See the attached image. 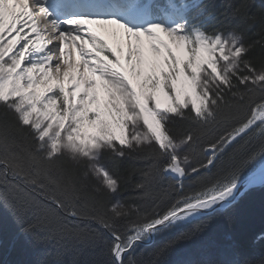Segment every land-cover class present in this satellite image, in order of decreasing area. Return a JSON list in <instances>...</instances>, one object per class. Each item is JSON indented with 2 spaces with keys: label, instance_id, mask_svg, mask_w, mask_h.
<instances>
[{
  "label": "snow or ice",
  "instance_id": "obj_1",
  "mask_svg": "<svg viewBox=\"0 0 264 264\" xmlns=\"http://www.w3.org/2000/svg\"><path fill=\"white\" fill-rule=\"evenodd\" d=\"M252 7L222 14L241 28L212 24L199 0H0V203L31 244L87 247L88 264H168L264 188V7ZM135 159L147 161L127 170L140 195L117 199ZM166 177L163 198L143 203Z\"/></svg>",
  "mask_w": 264,
  "mask_h": 264
},
{
  "label": "trees",
  "instance_id": "obj_2",
  "mask_svg": "<svg viewBox=\"0 0 264 264\" xmlns=\"http://www.w3.org/2000/svg\"><path fill=\"white\" fill-rule=\"evenodd\" d=\"M163 4L165 0H157ZM201 8L213 14L212 24L222 21L223 27L239 25L246 27L241 17L226 18L222 15L229 4L238 5L240 0H199ZM253 7L250 13L259 15L262 5L261 0H250ZM200 9L193 8L189 13L190 19L199 18ZM251 23V21H248ZM259 28L256 24L253 31ZM251 36V33H249ZM178 130H187V126L180 124ZM255 146H259V141ZM227 157L221 163V167L228 165ZM147 167L144 159L126 160L118 173L122 178L121 190L116 198L132 202L134 197L140 195L135 190V183L139 179V173L128 174L129 168L141 169ZM174 183L171 177H166L153 185L143 203L151 205L158 198H163L164 190ZM136 203L141 201L137 200ZM230 219V222H229ZM195 223V222H194ZM185 227H191L187 225ZM174 233H167L155 238L152 244L142 248L143 258L151 259L152 248L161 244ZM264 188L255 187L249 189L241 196L231 208L216 214L207 225V230L195 240L180 242L166 260L168 264H189L203 261H225L232 259L255 261L264 255ZM91 249L72 247L60 249L55 245L35 246L21 234L18 225L10 211L0 203V264H88L97 259Z\"/></svg>",
  "mask_w": 264,
  "mask_h": 264
},
{
  "label": "water",
  "instance_id": "obj_3",
  "mask_svg": "<svg viewBox=\"0 0 264 264\" xmlns=\"http://www.w3.org/2000/svg\"><path fill=\"white\" fill-rule=\"evenodd\" d=\"M241 191H243V189H241Z\"/></svg>",
  "mask_w": 264,
  "mask_h": 264
}]
</instances>
